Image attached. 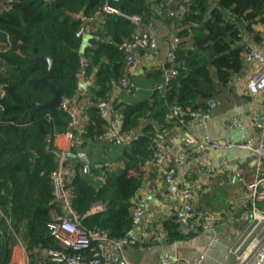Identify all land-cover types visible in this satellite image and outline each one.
Returning <instances> with one entry per match:
<instances>
[{"label": "trees", "instance_id": "16d2710c", "mask_svg": "<svg viewBox=\"0 0 264 264\" xmlns=\"http://www.w3.org/2000/svg\"><path fill=\"white\" fill-rule=\"evenodd\" d=\"M102 2L0 0V85H5L0 93V210L32 259L39 246L57 248L46 228L52 198L49 175L55 168L46 139L54 132L63 133L68 123V115L60 106L35 110L39 104L49 102L53 93L41 81L48 73L47 64L33 61L36 57H51L53 72L49 81L62 99L73 98L78 91L81 56L80 40L75 35L79 25L74 16L93 13ZM114 5L124 14L142 16L145 22L166 12L163 8L157 11L153 0H121ZM256 22H264V0H186L185 11L175 22L181 41L174 64H168L176 69V75L163 94L154 89L148 100L132 101L122 109L123 128L141 131L131 148L123 152V166L109 172L103 185L78 168L69 183L79 216L94 202L106 204L103 212L82 219L84 227L104 230L115 240L124 238L131 226L129 199L142 184L139 165L149 156V143L157 131L152 125H143L144 121H155L163 131L170 127L166 116L172 105L183 110L188 123L192 122L190 113L209 112L219 87L226 85L243 63L245 44H238L243 29ZM132 33L133 26L114 14L109 16L103 36L118 43ZM94 43L93 48L84 49L83 56L91 58L87 77L93 83L91 99L98 101L122 76L123 55L113 44ZM149 75L163 78L160 70ZM89 116L91 140L105 124L94 108L89 110ZM162 226L168 242L196 235L181 233L172 216ZM12 243L8 226L0 216V264H8Z\"/></svg>", "mask_w": 264, "mask_h": 264}, {"label": "built area", "instance_id": "2783aa9c", "mask_svg": "<svg viewBox=\"0 0 264 264\" xmlns=\"http://www.w3.org/2000/svg\"><path fill=\"white\" fill-rule=\"evenodd\" d=\"M120 1L103 0L101 7L93 13L74 16L79 25L75 35L80 40L81 55L80 68L77 72L78 91L73 98L62 99L59 105L61 110L68 115L65 131L63 133L54 132L46 139V149L51 152L55 162V168L49 175L52 198L48 208L50 219L46 228L47 236L55 242L57 248L39 246L36 250V257L30 258L22 238L10 225L8 217L0 210V216L6 222L13 241L8 264H130L126 249L131 246L149 247L156 237L153 230L144 226L147 202L140 189L129 199L131 226L124 238L115 240L104 230L87 229L82 224L85 216L103 212L106 204L101 201L94 202L84 215L79 216L73 206L74 194L68 187L76 176L77 168L82 174L88 175L93 181L103 185L108 173L121 168L123 162L126 161V159L123 162L109 160L104 165H100L99 169L94 170L91 163L81 155L79 146L89 139L90 109L94 108L105 124L103 131L94 136L92 140L105 148L103 155L106 160L115 149L129 150L132 143L141 136L139 129L125 130L123 128L125 116L122 109L131 102L126 103L122 109L116 107V102L121 95L134 97L137 94L138 88L133 77L140 58L157 57V29L153 20L145 22L138 14L127 15L116 8L114 4ZM153 3L157 11H162V8L166 9L165 13L170 17L172 27L166 58L159 67L163 79L154 88L163 94L176 75V69L168 64H174L175 51L181 41L178 36L180 29L175 22L181 19L185 11L186 0H153ZM114 14L125 18L133 26V33L130 37L123 38L118 43H115L110 36H103L109 16ZM94 42L113 44L123 55L122 76L98 101L91 99L90 89L93 83L87 77L91 58L83 56L84 49L93 48ZM243 57L246 62L258 64L246 84L248 94L264 95V31L257 41H249L245 44ZM4 86L0 85L1 94ZM184 115L180 107L172 105L168 109L166 122L172 128H187L189 123ZM189 116L192 121L206 126L210 111L192 112ZM224 126L228 129L246 130L244 123L237 118H230ZM253 127L261 135L264 134V104L261 118L254 123ZM179 146L177 152L170 156L167 136L164 131L157 130L149 143L150 154L140 163L139 167L143 175L149 172L159 174L165 187L159 192L158 204L161 201L172 204L171 216L174 217L179 231L183 234L213 232L216 224L223 220V211L197 208L199 187L196 184H179L176 181L177 171L186 168L193 153L198 158L206 159L208 149H244L255 160L254 174L251 180L245 183L244 194L228 203L231 208H247L241 218L244 228L228 249V264H264V212L258 208V204L264 203V185L262 184L264 178L261 176L264 164L262 136L256 143L244 139L234 143L228 139H214L207 134L190 143L188 137L183 136ZM225 164L224 161L220 162V166L224 167ZM216 173L217 170L209 164L203 165V174L207 179L212 178ZM234 176L240 180L242 170H235ZM216 240L217 238L213 237V241ZM211 245L212 240L205 244L202 253L195 259L161 256L150 264H201Z\"/></svg>", "mask_w": 264, "mask_h": 264}, {"label": "crops", "instance_id": "0c3cea01", "mask_svg": "<svg viewBox=\"0 0 264 264\" xmlns=\"http://www.w3.org/2000/svg\"><path fill=\"white\" fill-rule=\"evenodd\" d=\"M159 14V15H158ZM154 19L157 29L158 55L152 58H140L133 77L137 86V94L133 97L121 95L116 102V107L122 109L126 103L136 100H148L156 85L161 83L162 77H150V73L159 70L160 64L165 60L168 51V39L172 33L171 19L166 13H158ZM156 15V16H157ZM264 31V22H256L243 29L238 44L244 45L247 42H254ZM258 64L243 63L236 73L229 79L228 83L219 87V93L210 102V116L206 126L192 121L187 128L167 127L163 131L167 136L170 148V156L179 149V143L183 136L188 137L189 142L209 135L214 139H228L231 142H239L244 139L256 143L264 134L255 130L254 123L260 120L264 104V95H250L246 90V84L251 73L256 70ZM215 82L216 78L213 77ZM230 118L241 120L245 131L238 129H228L224 126ZM155 122V121H154ZM79 151L94 170L99 169L106 161L123 162V150L115 149L109 154V159H105L103 152L105 148L92 139H87L79 146ZM78 151V152H79ZM186 168L180 169L176 173V181L179 184L194 183L199 187V197L197 208L199 210L223 211V220L216 224L213 232H201L189 239L168 242L163 230L162 222L171 217V205L167 202L159 201V192L164 189V184L157 172H149L141 177L140 192L146 198L147 212L144 218V226L155 232V239L151 246L142 248L131 246L126 249L130 264H150L161 256L172 258L195 259L202 253L207 242L212 240L210 250L205 255L201 264H228V249L235 237L244 228L242 221V211L240 208H231L228 203L236 199L245 192V183L251 180L254 174V159L248 151L244 149L216 148L208 149L206 159L198 158L195 153L191 156ZM226 162L225 166H220V162ZM119 162V163H120ZM209 164L217 170V173L210 179L203 174V165ZM242 170L241 179L234 176V171ZM261 176L264 178V164ZM97 183V182H96ZM264 185V180L262 182ZM258 208L264 212V203L258 204ZM213 237L217 238L213 241Z\"/></svg>", "mask_w": 264, "mask_h": 264}, {"label": "water", "instance_id": "95a60500", "mask_svg": "<svg viewBox=\"0 0 264 264\" xmlns=\"http://www.w3.org/2000/svg\"><path fill=\"white\" fill-rule=\"evenodd\" d=\"M36 61L43 62V63L47 64V66H48V73L44 77H42L41 81L44 84H46L47 86H49L50 90L53 93V97L51 98V100L49 102L39 104L35 108V110H41L42 108H49L52 106H59L61 104V101H62V96L59 93V91L54 87V85L49 81V78L53 72V60H52V58L51 57H47V58L36 57V58H34L33 62H36ZM143 125H152L156 130H160V127H161L158 123L154 122L151 119L145 120Z\"/></svg>", "mask_w": 264, "mask_h": 264}, {"label": "rangeland", "instance_id": "374dc122", "mask_svg": "<svg viewBox=\"0 0 264 264\" xmlns=\"http://www.w3.org/2000/svg\"><path fill=\"white\" fill-rule=\"evenodd\" d=\"M24 242V241H23ZM25 244V243H24Z\"/></svg>", "mask_w": 264, "mask_h": 264}]
</instances>
